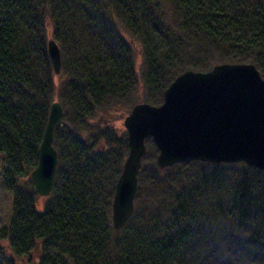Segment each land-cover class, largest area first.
Listing matches in <instances>:
<instances>
[{
    "label": "trees",
    "instance_id": "16d2710c",
    "mask_svg": "<svg viewBox=\"0 0 264 264\" xmlns=\"http://www.w3.org/2000/svg\"><path fill=\"white\" fill-rule=\"evenodd\" d=\"M48 22L66 78L54 185L38 211L29 174L56 93ZM120 28L141 47L151 106L187 71L252 64L264 77V0H0L1 182L12 195L0 242L16 258L35 253L36 264H264V171L191 162L163 175L149 165L151 138L134 214L113 229L127 136L92 132L90 121L135 103L134 56Z\"/></svg>",
    "mask_w": 264,
    "mask_h": 264
},
{
    "label": "water",
    "instance_id": "95a60500",
    "mask_svg": "<svg viewBox=\"0 0 264 264\" xmlns=\"http://www.w3.org/2000/svg\"><path fill=\"white\" fill-rule=\"evenodd\" d=\"M47 52L53 73L59 75L61 55L55 41H47ZM62 118L61 105L53 102L37 166L29 175L42 198L53 189L58 165L53 133ZM124 128L129 153L112 201L115 231L122 230L134 214L147 138L158 150L159 169L200 161L243 163L264 171V78L252 64H220L208 72H185L166 89L160 106H134L124 120Z\"/></svg>",
    "mask_w": 264,
    "mask_h": 264
},
{
    "label": "rangeland",
    "instance_id": "374dc122",
    "mask_svg": "<svg viewBox=\"0 0 264 264\" xmlns=\"http://www.w3.org/2000/svg\"><path fill=\"white\" fill-rule=\"evenodd\" d=\"M51 30H52L51 23L48 22L47 32H46L48 41L53 40V39H51ZM122 30L123 29L120 28V31H122ZM121 33H122L123 37L125 38V40L130 44V46L132 48L133 56H134V65L136 68L137 79H138V88H137V90L134 93V96L132 98V102L133 103L135 102V103L132 105V107L124 106L122 108H119L118 110H111L108 112H100L93 119H91L90 123H91L92 132H96L97 130L102 129L103 127H109V128H112V130H114L118 135L126 133V136H127V132L124 128V120L130 114V112L134 106H136L138 104H145L144 103V101H145L144 100L145 99L144 98L145 88L143 85V75H144L143 65H144V63H143V53H142V50H141V47L139 46V44L135 40H133L129 36V34L126 33L125 31H122ZM53 75H54V84H55V88H56L55 89L56 93L54 96V102H58L57 101L58 100L57 99V91L59 89L60 84L65 80L66 77H65L64 73L62 74L61 72L59 75H55L54 73H53ZM260 76L262 78H264L261 74H260ZM92 132H91V134H92ZM88 134L89 133H86V136H85V138H87V139H89L88 136L91 135V134H89V135ZM153 146H154V149H153L154 152H153V154L150 155L151 158H150V164L149 165H151V167L152 166L155 167L157 170H159L164 175L167 168L159 169L156 166V159H157L159 153H158V150L156 149L154 144H153ZM145 147H146V145H145ZM146 154H147V149H146V153H145L144 157L146 156ZM126 158H127V156H126ZM193 162H200V161H193ZM189 163H191V162H189ZM142 164H143V159H142ZM181 164H182L181 166H180V164H175V165L171 166V168L175 166V167H178L181 170V172H184L188 167L183 166V164H185V163H181ZM238 164H241V163H237L236 166ZM122 167H123V165H122ZM237 167H239V166H237ZM168 168H170V167H168ZM188 169L190 170V168H188ZM145 189L147 190L148 188L145 187ZM44 201H45V198L39 197L37 204H36L38 211L42 210L43 205H44ZM11 206H12V195H11V193H9L8 191H6L3 188L2 182H1V161H0V229L3 227H6V225L8 224V220H9V217L11 214ZM36 262H37V257H36L35 253H32L30 256H27V257L16 258L12 255L9 248H7V244L0 242V264H36Z\"/></svg>",
    "mask_w": 264,
    "mask_h": 264
}]
</instances>
